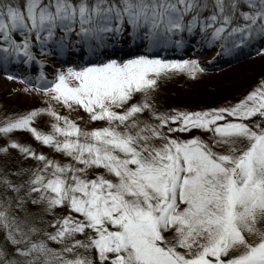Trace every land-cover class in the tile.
Instances as JSON below:
<instances>
[{"label":"snow or ice","instance_id":"snow-or-ice-1","mask_svg":"<svg viewBox=\"0 0 264 264\" xmlns=\"http://www.w3.org/2000/svg\"><path fill=\"white\" fill-rule=\"evenodd\" d=\"M205 48L264 54V0H0V75L37 100L0 112V264H264V69L157 98Z\"/></svg>","mask_w":264,"mask_h":264},{"label":"rangeland","instance_id":"rangeland-1","mask_svg":"<svg viewBox=\"0 0 264 264\" xmlns=\"http://www.w3.org/2000/svg\"><path fill=\"white\" fill-rule=\"evenodd\" d=\"M191 51L186 55H189ZM216 55V50L200 52V61L212 72L201 74L202 78L192 79L185 75H177L163 83L157 98L162 106L196 107L203 105L220 104L227 98H237L241 93L249 90L257 80L258 74L264 69V54L252 58L247 62L219 75H209L225 70L230 65L214 66L220 60L214 62L212 57ZM241 61H244L241 60ZM225 67V68H224ZM35 75V72H33ZM23 85L13 81L0 78V112L4 109L17 110L35 105V97H29L23 93H17L14 89L22 88ZM59 107V106H58ZM63 112V110H62ZM75 116V114H73ZM47 117H41L37 125L43 126ZM22 140L29 141L38 150L49 152V149L42 147L38 142L31 139L27 132L17 134Z\"/></svg>","mask_w":264,"mask_h":264},{"label":"trees","instance_id":"trees-1","mask_svg":"<svg viewBox=\"0 0 264 264\" xmlns=\"http://www.w3.org/2000/svg\"><path fill=\"white\" fill-rule=\"evenodd\" d=\"M245 52H248V51L246 50ZM245 52H243V53H245Z\"/></svg>","mask_w":264,"mask_h":264}]
</instances>
